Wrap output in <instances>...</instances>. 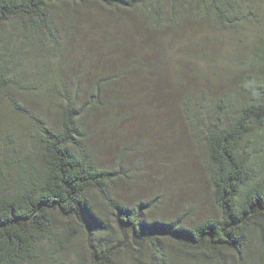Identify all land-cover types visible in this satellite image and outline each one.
<instances>
[{
  "label": "trees",
  "instance_id": "16d2710c",
  "mask_svg": "<svg viewBox=\"0 0 264 264\" xmlns=\"http://www.w3.org/2000/svg\"><path fill=\"white\" fill-rule=\"evenodd\" d=\"M106 107H179L214 213L119 203ZM0 264H264V0H0Z\"/></svg>",
  "mask_w": 264,
  "mask_h": 264
},
{
  "label": "rangeland",
  "instance_id": "374dc122",
  "mask_svg": "<svg viewBox=\"0 0 264 264\" xmlns=\"http://www.w3.org/2000/svg\"><path fill=\"white\" fill-rule=\"evenodd\" d=\"M85 86L91 91L90 79ZM29 104L34 106V101ZM108 108L100 115L92 114L84 132L92 133L90 141L98 166L120 172L109 189L111 195L129 207L143 204L150 220L195 223L213 214L208 176L211 168L182 110ZM40 113L56 125L52 108L44 107ZM107 115L115 117L113 123Z\"/></svg>",
  "mask_w": 264,
  "mask_h": 264
}]
</instances>
